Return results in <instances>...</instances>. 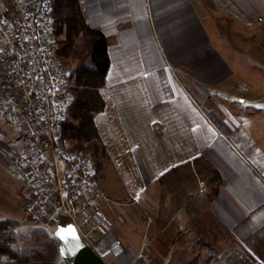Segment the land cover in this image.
I'll return each mask as SVG.
<instances>
[{
    "label": "crops",
    "instance_id": "obj_1",
    "mask_svg": "<svg viewBox=\"0 0 264 264\" xmlns=\"http://www.w3.org/2000/svg\"><path fill=\"white\" fill-rule=\"evenodd\" d=\"M81 8L107 40L96 181L118 211L111 230L125 249L112 261L106 236L89 246L107 264H133L142 249L149 264H183L174 253L186 247L192 202L217 242L193 264H264V0H81ZM184 168L203 176L205 194L192 181L174 189ZM54 228L38 227L58 246ZM52 263L65 264L60 253Z\"/></svg>",
    "mask_w": 264,
    "mask_h": 264
},
{
    "label": "built area",
    "instance_id": "obj_2",
    "mask_svg": "<svg viewBox=\"0 0 264 264\" xmlns=\"http://www.w3.org/2000/svg\"><path fill=\"white\" fill-rule=\"evenodd\" d=\"M0 11V115L16 133L10 161L27 221L56 227L68 221L88 244L105 237L111 222L93 159L63 135L74 100L64 59L58 55L53 0H3ZM261 19V18H259ZM206 183L199 182V192ZM109 251H122L114 239Z\"/></svg>",
    "mask_w": 264,
    "mask_h": 264
},
{
    "label": "trees",
    "instance_id": "obj_3",
    "mask_svg": "<svg viewBox=\"0 0 264 264\" xmlns=\"http://www.w3.org/2000/svg\"><path fill=\"white\" fill-rule=\"evenodd\" d=\"M52 15L58 55L76 60L67 74L74 94L68 118L63 122V135L73 140L93 142L91 156L99 171V135L94 115L104 107L100 88L104 85L109 67L107 40L96 28L89 26L81 8V0H53ZM101 154H105L101 150ZM68 223L64 221L63 224ZM13 226L8 220H0V262L7 256L9 264H54L48 261H31L16 254L11 247Z\"/></svg>",
    "mask_w": 264,
    "mask_h": 264
},
{
    "label": "rangeland",
    "instance_id": "obj_4",
    "mask_svg": "<svg viewBox=\"0 0 264 264\" xmlns=\"http://www.w3.org/2000/svg\"><path fill=\"white\" fill-rule=\"evenodd\" d=\"M3 8H4V2L3 0H0V11H2ZM64 62L67 66V70L69 71L72 70L76 65V60L70 58H65ZM70 84H71V80H70ZM66 118H68V116ZM15 137H16V133L13 130L12 126L9 125L6 119L0 115V206L3 204H8L7 206L9 207V210L5 214L4 213L3 214L5 216L9 215L10 217L15 218L14 222H15V226H17L14 228V223L11 222L13 226V235H14V239L11 244V247L14 248L16 254L22 257H26L31 261L52 262V259L59 258V252H58V246L54 244V241L50 236V234L45 233L40 229H38V227L41 225L27 221L24 216V213L21 210L17 209L16 206H14L15 196L17 194V189L19 187L18 182L11 175L10 172V161L14 154V147L16 146ZM75 142L77 147L84 150L85 153L93 159V157L91 156L93 150V142H82L77 140H75ZM174 173H175L173 176L175 178L173 184L174 189H176L178 183L187 186L192 181V184L196 188L195 190L197 191V193L205 194V191L199 192V182L204 181L202 180L204 179L203 176H195L191 179L192 172L191 174H189L188 170L185 168L183 169L182 172L178 171ZM99 176L100 175L98 173V170L95 167V178L98 181H100ZM173 187L171 188L169 187L168 191H171ZM101 191L103 192V190ZM18 194H19V190H18ZM104 199L105 200L107 199L106 200L107 202L106 203L104 202V207L102 206V208L106 213V215L111 219L110 221L111 226L113 227L114 217H115L114 223L116 224V226L119 223H122V221L119 220L120 219L118 217L119 215L117 216L118 211L117 210L113 211L114 212L113 214L112 210L107 208L112 204L110 198L108 199V197H103V200ZM114 206L117 205L115 204ZM139 209L142 210L141 208ZM185 211L186 212L184 213H186L187 216H185V225L183 231L185 232L184 241L186 242V247L184 248V251L182 253L175 252L174 257L182 256L183 264H193L194 260H197L199 263H203L206 261L207 257L212 253V251L215 250L217 246V242L213 236L215 235V231L214 229H212L211 224L209 223L208 216H206V214L204 213L203 214L200 213L199 207L197 205H195L192 202L191 203L189 202L185 205ZM140 212H142V215L145 216V212L143 211ZM3 214L0 211V216ZM112 214L114 217L112 216ZM144 216H142L143 219ZM139 223L144 225L145 222L142 219H140ZM113 235H114V231L111 230V232L106 236V238H108L110 241L114 239L117 240L118 238L115 237V235L114 236ZM120 246L123 249H125L122 243ZM117 255H114L112 253L110 254L112 261L118 260ZM148 255L149 254L146 253L145 249H142L140 253H137V257L134 258L133 256L131 257L132 263L149 264L146 262L148 259ZM0 264H9V260L7 256L2 257ZM112 264L115 263L112 262Z\"/></svg>",
    "mask_w": 264,
    "mask_h": 264
},
{
    "label": "water",
    "instance_id": "obj_5",
    "mask_svg": "<svg viewBox=\"0 0 264 264\" xmlns=\"http://www.w3.org/2000/svg\"><path fill=\"white\" fill-rule=\"evenodd\" d=\"M61 231V235L65 239H61L56 235L57 231ZM74 230V236L73 231ZM53 234L58 240V250L64 260L65 264H107L98 255L89 244H87L79 235L74 224L68 222L66 224H60L53 230ZM79 245V247H76ZM61 249H64V254H61Z\"/></svg>",
    "mask_w": 264,
    "mask_h": 264
},
{
    "label": "snow or ice",
    "instance_id": "obj_6",
    "mask_svg": "<svg viewBox=\"0 0 264 264\" xmlns=\"http://www.w3.org/2000/svg\"><path fill=\"white\" fill-rule=\"evenodd\" d=\"M61 231H63V230L57 231L56 235L60 236V238L63 240V239H65V237L61 235ZM72 231H73V236H74V230H72ZM76 247H79V245H77ZM61 254L62 255L64 254V249H61Z\"/></svg>",
    "mask_w": 264,
    "mask_h": 264
}]
</instances>
